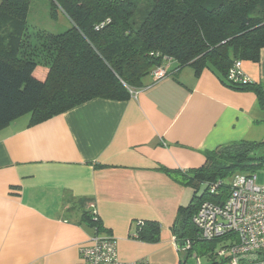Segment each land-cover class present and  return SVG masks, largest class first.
I'll return each instance as SVG.
<instances>
[{"label": "crops", "instance_id": "crops-1", "mask_svg": "<svg viewBox=\"0 0 264 264\" xmlns=\"http://www.w3.org/2000/svg\"><path fill=\"white\" fill-rule=\"evenodd\" d=\"M169 70L128 99L95 97L0 128V264H82L94 233L88 210L117 238L124 263L179 264L174 225L194 189L160 166L186 171L222 144L264 141V108L254 90L210 69L197 75L173 61ZM243 70L264 88V47ZM48 71L38 65L34 75ZM149 220L160 223L159 239H137L139 221Z\"/></svg>", "mask_w": 264, "mask_h": 264}, {"label": "trees", "instance_id": "trees-1", "mask_svg": "<svg viewBox=\"0 0 264 264\" xmlns=\"http://www.w3.org/2000/svg\"><path fill=\"white\" fill-rule=\"evenodd\" d=\"M29 0H1L0 128L32 114L42 121L95 97L128 99L131 89L146 85L147 77L164 63L192 66L224 75L237 89L254 90L264 108V88L231 85L227 72L236 59L258 61L264 47V0H51L52 17L61 9L71 26L62 32L39 30L32 38ZM140 14V20L136 17ZM38 65L49 68L38 79ZM264 141L240 140L205 151V161L186 171L160 166L180 183L194 189L174 225L176 241L195 245L221 242L200 238L193 216L205 201H218L229 192L236 173H253L264 166ZM222 180L220 193H197L205 183ZM83 221L101 232L102 221L92 210ZM161 225L140 221L136 238L158 240ZM186 251V250H185ZM179 264H183L180 260Z\"/></svg>", "mask_w": 264, "mask_h": 264}, {"label": "built area", "instance_id": "built-area-1", "mask_svg": "<svg viewBox=\"0 0 264 264\" xmlns=\"http://www.w3.org/2000/svg\"><path fill=\"white\" fill-rule=\"evenodd\" d=\"M171 59L157 66L155 81L169 75ZM231 85H249L252 79L243 70V60L236 59L227 72ZM131 93L137 91L131 89ZM222 180L207 185L210 194H219ZM228 194L218 201H203L193 216L200 238L221 239L217 252L229 264H264V184L257 183L255 173H236L229 180ZM94 213L96 211L94 210ZM140 223V221H139ZM182 250L192 247L187 239ZM82 264H127L118 255V241L112 235L94 231L90 243L80 249Z\"/></svg>", "mask_w": 264, "mask_h": 264}, {"label": "rangeland", "instance_id": "rangeland-1", "mask_svg": "<svg viewBox=\"0 0 264 264\" xmlns=\"http://www.w3.org/2000/svg\"><path fill=\"white\" fill-rule=\"evenodd\" d=\"M1 2V0H0ZM140 8L145 7L147 0H137ZM51 0H29L28 1V21L29 31L35 38V32L45 30L50 32H62L71 26L68 17L62 13L61 9H57L56 17H52ZM141 15L138 14L136 20H140ZM5 19H0V28L5 26ZM264 152V148H263ZM253 173L257 175V183L264 184V166L256 168ZM220 242L198 243L193 250L181 251L183 264H229L222 256L217 254L220 248Z\"/></svg>", "mask_w": 264, "mask_h": 264}, {"label": "water", "instance_id": "water-1", "mask_svg": "<svg viewBox=\"0 0 264 264\" xmlns=\"http://www.w3.org/2000/svg\"><path fill=\"white\" fill-rule=\"evenodd\" d=\"M206 190H207V185H203L202 187H201V189L199 190V192L197 193V196L199 197V198H201V197H203V195H204V193L206 192ZM185 245L182 243V247H184Z\"/></svg>", "mask_w": 264, "mask_h": 264}]
</instances>
